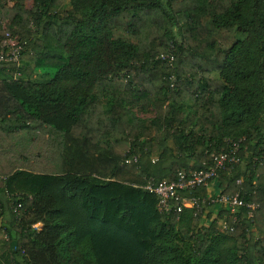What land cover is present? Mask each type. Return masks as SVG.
Masks as SVG:
<instances>
[{
  "label": "trees",
  "instance_id": "1",
  "mask_svg": "<svg viewBox=\"0 0 264 264\" xmlns=\"http://www.w3.org/2000/svg\"><path fill=\"white\" fill-rule=\"evenodd\" d=\"M1 20L22 41L0 61V264H264V0H0ZM232 141L240 162L184 195L251 216L142 188Z\"/></svg>",
  "mask_w": 264,
  "mask_h": 264
},
{
  "label": "built area",
  "instance_id": "2",
  "mask_svg": "<svg viewBox=\"0 0 264 264\" xmlns=\"http://www.w3.org/2000/svg\"><path fill=\"white\" fill-rule=\"evenodd\" d=\"M5 35L8 36L7 33ZM18 51V45L12 47L7 52L0 51V61H15ZM160 58L170 62L172 55L165 53L161 54ZM239 148V142L232 141L226 150L210 154L211 163L209 165L199 169L181 171L178 173L177 178L173 180L162 179L154 182L149 178L142 188L156 196L159 211L171 210L179 213L183 208H188L192 211V215L195 216L201 211L203 203H223L231 212L244 206L248 210V215L251 216L256 204L243 202L237 193L231 196L218 195L210 192L203 197L184 195V192H191L197 187H205L208 189V186H210L209 181L215 176L217 170L225 169L231 164L240 162ZM125 162H128V160H125ZM1 179H3L2 176H0ZM12 211L16 216H19L20 203H14L12 205ZM235 220L236 217L233 216L231 224L227 225L223 223L221 229L231 230Z\"/></svg>",
  "mask_w": 264,
  "mask_h": 264
},
{
  "label": "rangeland",
  "instance_id": "3",
  "mask_svg": "<svg viewBox=\"0 0 264 264\" xmlns=\"http://www.w3.org/2000/svg\"><path fill=\"white\" fill-rule=\"evenodd\" d=\"M23 4L25 7H29L31 5V0H23ZM0 27H1V30H3V34L0 36V51L7 52L12 47H15L17 45H21L20 43H21L22 39L19 37L18 34L14 33V32L10 33L8 31V22L6 20L0 21ZM6 33L8 34V36L5 35ZM139 114H141L143 117L151 116L153 114V111L150 109V110L145 111V112L143 111ZM242 148L245 149L244 147H242ZM211 211L213 213H216V207L212 208ZM205 212H206V210L203 211V213H205ZM212 212L209 216L210 218L214 217V214ZM201 218H202V222L204 224L208 223V220H206L205 217L202 216ZM223 219L222 218L218 219V227H220V223L222 222ZM7 222H9V216L7 213H5L3 220H2V216H0V237L6 236L5 235L6 233H4V231L2 230V225L7 224Z\"/></svg>",
  "mask_w": 264,
  "mask_h": 264
}]
</instances>
